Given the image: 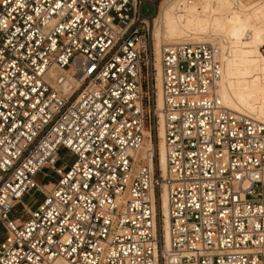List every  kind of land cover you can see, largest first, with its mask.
I'll return each mask as SVG.
<instances>
[{
    "label": "built area",
    "instance_id": "built-area-1",
    "mask_svg": "<svg viewBox=\"0 0 264 264\" xmlns=\"http://www.w3.org/2000/svg\"><path fill=\"white\" fill-rule=\"evenodd\" d=\"M155 1L0 0V264H264V123L223 103L217 42L157 59Z\"/></svg>",
    "mask_w": 264,
    "mask_h": 264
},
{
    "label": "bare ground",
    "instance_id": "bare-ground-1",
    "mask_svg": "<svg viewBox=\"0 0 264 264\" xmlns=\"http://www.w3.org/2000/svg\"><path fill=\"white\" fill-rule=\"evenodd\" d=\"M149 23L157 59L165 44L217 42L224 57L219 92L223 103L264 123V54L261 51L264 47V0H162ZM159 74L158 108L162 106ZM159 136L160 165L165 170L166 148L161 121ZM161 208L168 247L166 191L162 194Z\"/></svg>",
    "mask_w": 264,
    "mask_h": 264
},
{
    "label": "rangeland",
    "instance_id": "rangeland-1",
    "mask_svg": "<svg viewBox=\"0 0 264 264\" xmlns=\"http://www.w3.org/2000/svg\"><path fill=\"white\" fill-rule=\"evenodd\" d=\"M161 1L162 0H157L153 3L152 2H146L142 7V14L147 18H151L152 16H154L155 13H157V10H158L159 5L161 4ZM153 40L155 43V39H153ZM195 42H198V41H195ZM200 42H207V41H200ZM261 51L264 54V47L261 48ZM59 156H60L59 162L56 165V167H58V168L64 167V169H68L69 164L71 162H73L74 157L71 155V153L69 151H67L64 148H61V150L59 151ZM56 178H57V176H56L55 172L49 167L42 169L35 176L36 182H38L40 184H48L50 182H54ZM43 200H44L43 194L41 192H38V191L31 192L23 198V202L31 210H35L43 202ZM11 217L12 218H17V217L24 218V217H26L25 209L23 208V206L18 205L15 208V210L13 211Z\"/></svg>",
    "mask_w": 264,
    "mask_h": 264
}]
</instances>
